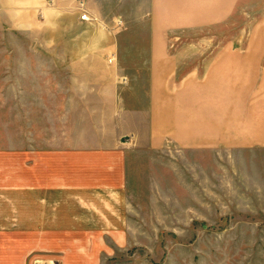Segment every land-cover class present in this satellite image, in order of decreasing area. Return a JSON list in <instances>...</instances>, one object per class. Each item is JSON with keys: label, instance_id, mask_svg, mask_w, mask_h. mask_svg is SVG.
<instances>
[{"label": "crops", "instance_id": "obj_1", "mask_svg": "<svg viewBox=\"0 0 264 264\" xmlns=\"http://www.w3.org/2000/svg\"><path fill=\"white\" fill-rule=\"evenodd\" d=\"M239 2L0 0V264H104L125 246L141 160L208 141L200 78L224 57L186 69L168 34L224 23ZM133 14L146 52L125 56Z\"/></svg>", "mask_w": 264, "mask_h": 264}, {"label": "rangeland", "instance_id": "obj_2", "mask_svg": "<svg viewBox=\"0 0 264 264\" xmlns=\"http://www.w3.org/2000/svg\"><path fill=\"white\" fill-rule=\"evenodd\" d=\"M127 24L121 54L146 52L136 43L147 22L133 14ZM168 37L171 52L191 55L186 69L224 57L216 77L200 78L208 141L168 142L141 160L131 236L111 244L104 264H264V0H240L224 23Z\"/></svg>", "mask_w": 264, "mask_h": 264}, {"label": "built area", "instance_id": "obj_3", "mask_svg": "<svg viewBox=\"0 0 264 264\" xmlns=\"http://www.w3.org/2000/svg\"><path fill=\"white\" fill-rule=\"evenodd\" d=\"M81 19L82 20H89L90 19V17H88V15H87V13H84V14H81ZM120 22H118V24H119ZM111 61V60H110Z\"/></svg>", "mask_w": 264, "mask_h": 264}]
</instances>
